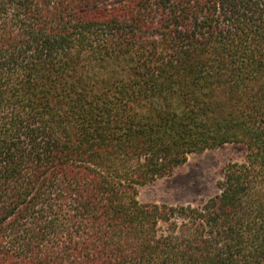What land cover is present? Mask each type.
Listing matches in <instances>:
<instances>
[{
	"label": "trees",
	"instance_id": "1",
	"mask_svg": "<svg viewBox=\"0 0 264 264\" xmlns=\"http://www.w3.org/2000/svg\"><path fill=\"white\" fill-rule=\"evenodd\" d=\"M0 264H264V0H0Z\"/></svg>",
	"mask_w": 264,
	"mask_h": 264
},
{
	"label": "rangeland",
	"instance_id": "2",
	"mask_svg": "<svg viewBox=\"0 0 264 264\" xmlns=\"http://www.w3.org/2000/svg\"><path fill=\"white\" fill-rule=\"evenodd\" d=\"M243 157L244 148L235 144L191 154L170 176L139 187L138 200L168 205L205 200L217 193L216 184L226 165Z\"/></svg>",
	"mask_w": 264,
	"mask_h": 264
}]
</instances>
